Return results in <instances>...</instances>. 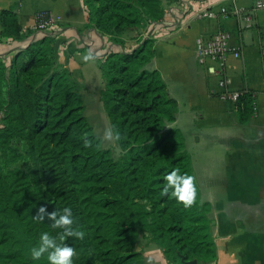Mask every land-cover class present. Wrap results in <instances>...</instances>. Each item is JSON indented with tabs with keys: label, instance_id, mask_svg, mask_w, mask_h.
<instances>
[{
	"label": "trees",
	"instance_id": "16d2710c",
	"mask_svg": "<svg viewBox=\"0 0 264 264\" xmlns=\"http://www.w3.org/2000/svg\"><path fill=\"white\" fill-rule=\"evenodd\" d=\"M83 4L87 25L117 47L97 60L105 83L98 100L121 133L114 138L121 153L114 158L87 121L81 86L56 60L55 36L20 47L33 31H22L13 8L1 10V39L15 48L0 55V136L28 142L35 174L32 186L0 182V264H49L46 254L35 260L30 252L42 232L62 231L34 218L42 205L48 212L72 207L74 226L86 233L65 241L76 249L74 264H146L142 239L167 264H213L211 205L199 188L189 208L162 191L173 168L193 174L182 131L168 127L177 102L150 68L163 0ZM254 101L252 94L240 99L241 123L254 116Z\"/></svg>",
	"mask_w": 264,
	"mask_h": 264
},
{
	"label": "crops",
	"instance_id": "0c3cea01",
	"mask_svg": "<svg viewBox=\"0 0 264 264\" xmlns=\"http://www.w3.org/2000/svg\"><path fill=\"white\" fill-rule=\"evenodd\" d=\"M254 1L236 3L248 10ZM163 6L165 15L152 32L155 55L150 68L160 72L168 96L177 102L176 120L168 127L182 131L201 201L211 205L209 217L217 249L213 264H264V213L253 209L264 202V195L261 191L257 196L232 195L216 189L224 174L264 169V10L253 12V25L247 28L239 15L196 18V12L202 9H231L230 0H163ZM10 8L23 32L33 31L37 12L60 17L55 32L49 34L55 36L56 60L81 86L85 105L101 109L98 121L105 124L103 103L98 100L105 83L97 60L117 47L87 25L83 0H0V11ZM219 30L228 32L230 43L241 50L240 57H228V86L255 93L256 115L246 123L239 121L231 103L218 98V77L211 65H201L196 58V39L210 37ZM33 40L31 34L20 47ZM14 48L0 35V55ZM90 49L96 58L84 61ZM260 176L264 180V174ZM142 244L146 264H167L157 246L145 239Z\"/></svg>",
	"mask_w": 264,
	"mask_h": 264
},
{
	"label": "built area",
	"instance_id": "2783aa9c",
	"mask_svg": "<svg viewBox=\"0 0 264 264\" xmlns=\"http://www.w3.org/2000/svg\"><path fill=\"white\" fill-rule=\"evenodd\" d=\"M230 1L231 9L227 6H220L217 9H202L196 12V18L211 19L218 15L223 18H228L231 15H239L242 17L245 26L249 28L253 25V12L264 10V0H255L252 7L248 10L239 7L236 0ZM60 20L58 16L42 11L37 12L33 27V38L37 40L50 33H54L55 27ZM195 54L198 63L201 65H211L212 72L218 77L217 96L220 100L231 103L237 110L240 99L246 94H252L255 98V93L247 88L233 89L228 86V81L225 77L228 57L233 56L238 58L241 54L240 47L230 43V35L228 32L219 30L210 37L199 36L195 43ZM261 55L264 56V48L261 50ZM253 108L255 116V101Z\"/></svg>",
	"mask_w": 264,
	"mask_h": 264
},
{
	"label": "rangeland",
	"instance_id": "374dc122",
	"mask_svg": "<svg viewBox=\"0 0 264 264\" xmlns=\"http://www.w3.org/2000/svg\"><path fill=\"white\" fill-rule=\"evenodd\" d=\"M100 110L101 109L86 103L85 112L87 121L94 127L95 133L101 139L102 146L109 149L114 158H118L121 151L115 143L114 138L108 139L105 135L106 131L110 129L111 126L104 107L103 112L105 114L106 123L103 124L101 121H98ZM27 143V141L15 139V137L9 134L0 136V182L10 183L15 181V183H17L20 181H27L25 185H27V183L30 186L34 184L35 167L31 163V150L30 145ZM263 170L243 171L239 169L237 171L238 175L229 174L227 172L229 176L224 174L220 182L217 180L220 187H216V189L219 190V193L224 194L243 195L247 193L246 195H264V187L262 186L264 180L262 179L263 177L260 176L261 173L264 174ZM33 196L35 197V194H33ZM257 206L258 205L253 209L256 211L259 209L264 213V202L258 207Z\"/></svg>",
	"mask_w": 264,
	"mask_h": 264
},
{
	"label": "clouds",
	"instance_id": "9594fccd",
	"mask_svg": "<svg viewBox=\"0 0 264 264\" xmlns=\"http://www.w3.org/2000/svg\"><path fill=\"white\" fill-rule=\"evenodd\" d=\"M95 58L96 56L91 49L83 56L84 61L94 60ZM105 135L108 139L115 138L117 141L121 137L118 129L111 128L106 131ZM85 143L87 144L89 141L86 139ZM165 181L162 191L165 194H171L185 208H189L197 202L198 186L195 175L181 172L179 168H173L165 174ZM46 217L51 221L53 228L62 229V231L55 234L48 231L42 232L38 243L30 249L31 257L39 260L46 254L49 264H74L73 257L76 255V249L65 241L68 237H76L82 240L86 233L79 227L74 226L76 218L72 207L66 206L48 212L47 206L42 205L34 218L45 220Z\"/></svg>",
	"mask_w": 264,
	"mask_h": 264
},
{
	"label": "water",
	"instance_id": "95a60500",
	"mask_svg": "<svg viewBox=\"0 0 264 264\" xmlns=\"http://www.w3.org/2000/svg\"><path fill=\"white\" fill-rule=\"evenodd\" d=\"M188 264H196V261L195 260L189 261Z\"/></svg>",
	"mask_w": 264,
	"mask_h": 264
}]
</instances>
